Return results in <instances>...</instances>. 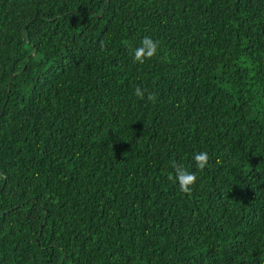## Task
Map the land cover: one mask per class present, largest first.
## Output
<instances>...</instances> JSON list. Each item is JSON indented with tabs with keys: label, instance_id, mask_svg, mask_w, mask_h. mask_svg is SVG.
<instances>
[{
	"label": "trees",
	"instance_id": "1",
	"mask_svg": "<svg viewBox=\"0 0 264 264\" xmlns=\"http://www.w3.org/2000/svg\"><path fill=\"white\" fill-rule=\"evenodd\" d=\"M0 264H264V0H0Z\"/></svg>",
	"mask_w": 264,
	"mask_h": 264
},
{
	"label": "clouds",
	"instance_id": "2",
	"mask_svg": "<svg viewBox=\"0 0 264 264\" xmlns=\"http://www.w3.org/2000/svg\"><path fill=\"white\" fill-rule=\"evenodd\" d=\"M106 46L103 41H101V49ZM159 48V41H154L151 37L145 36L140 45L135 48L133 53L134 62L143 64L146 60L152 59L157 55ZM135 95L141 99H144L145 90L137 86L135 88ZM147 99L149 101L155 102L156 96L153 93H148ZM195 161V166L200 171H203L209 162V154L206 151L198 152L193 157ZM172 167L174 169V175H169V180H174L178 182L180 191L187 195H191L193 191V186L196 184L197 175L195 172H190L187 167L182 163L172 162Z\"/></svg>",
	"mask_w": 264,
	"mask_h": 264
}]
</instances>
